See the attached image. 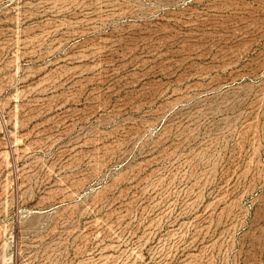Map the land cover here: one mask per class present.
Wrapping results in <instances>:
<instances>
[{
  "label": "rangeland",
  "instance_id": "374dc122",
  "mask_svg": "<svg viewBox=\"0 0 264 264\" xmlns=\"http://www.w3.org/2000/svg\"><path fill=\"white\" fill-rule=\"evenodd\" d=\"M0 264H264V0H0Z\"/></svg>",
  "mask_w": 264,
  "mask_h": 264
}]
</instances>
